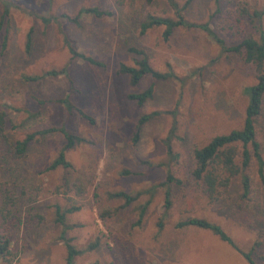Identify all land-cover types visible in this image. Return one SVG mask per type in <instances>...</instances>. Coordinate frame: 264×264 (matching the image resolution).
I'll use <instances>...</instances> for the list:
<instances>
[{"label":"rangeland","instance_id":"obj_1","mask_svg":"<svg viewBox=\"0 0 264 264\" xmlns=\"http://www.w3.org/2000/svg\"><path fill=\"white\" fill-rule=\"evenodd\" d=\"M3 3L8 4V15L0 26V114L4 116L0 201L2 194L9 201L0 217V233L9 240L10 256L0 264H65L61 226L55 223L54 212L55 207L70 206L79 207L64 218L70 226L65 232L70 244L82 249L97 241L96 248L75 257L74 264H247L208 231L175 228L187 218L219 225L240 251H251L254 264H264V192L258 191L257 202H246L239 198L236 178L211 203L189 177L194 148L241 127L247 103L242 89L255 82L253 66L235 54L221 53L199 31L176 29L166 41L161 28L139 34L147 15H171L161 0L151 4L144 0H0V14ZM262 4L263 0H219L215 11L213 0H193L184 15L190 21L208 20L216 35L232 45L247 35L257 38L258 25L264 31V15L258 24L239 13L260 10ZM84 7L110 12V16L82 15L77 26L60 18V14L73 17ZM64 36L77 52L104 67L69 61ZM129 47L142 50L150 66L160 72L168 64L176 77L154 83L152 98L141 107L126 95L144 90L150 78L144 76L131 87L125 75H115L119 64L132 66L137 60L127 51ZM62 67L66 76L34 82L23 78ZM63 98L92 123L75 112L67 114L54 102ZM175 105L177 140L171 149L176 160L166 159L162 144L170 125L168 116L150 119L140 128L137 141H131L141 115ZM60 126L83 139L64 152L69 168L46 170L64 144L58 133L36 136L21 157L11 153L10 145L26 134ZM256 133L264 160V115L257 119ZM139 160L149 162L150 168L138 164ZM124 170L138 175L121 176ZM166 172L179 183L168 185L171 204L165 212L164 188L157 187L151 196L126 207L122 200L106 197L108 192L146 189L162 182ZM145 201H149L147 209L135 225L138 206Z\"/></svg>","mask_w":264,"mask_h":264},{"label":"trees","instance_id":"obj_2","mask_svg":"<svg viewBox=\"0 0 264 264\" xmlns=\"http://www.w3.org/2000/svg\"><path fill=\"white\" fill-rule=\"evenodd\" d=\"M146 4H151L157 0H144ZM170 9L171 15L160 17L147 15L139 25V34L145 33L151 28H161V38L163 41L168 40L172 35V32L176 29L193 30L202 32L208 37L219 49L221 53H231L240 57L243 63L253 66L255 71V82L250 86H246L242 89L243 95L246 97L247 103L244 110L243 122L239 129H233L226 134L216 135L212 137L205 145L199 148H194L191 153L192 167L189 172V177L195 183L201 187L203 194L206 196L209 202H217L220 199L221 193L225 192L231 185L232 181L236 178L239 181L240 195L239 198L246 202H257L258 191L264 192V160L261 150V144L257 139L256 122L258 118L264 115V31L260 30L258 25L256 31L258 32L257 38L251 35L244 36L238 42L228 45L221 39L216 33L209 27V21L195 22L185 18L184 12L191 4L193 0H184L179 3L176 0H161ZM217 5L219 0H213ZM8 4L3 3L2 12L0 14V26L5 23L8 15ZM240 15L245 17L250 22L256 21L259 24L260 19L264 15V0L260 10H253L248 13L246 10L241 9ZM82 15H90L96 18L109 17L110 12L102 11L94 7L79 8L73 17L68 14H60V18L64 21L71 23L74 26L78 25V20ZM44 23L49 20L40 18ZM259 30V31H258ZM30 32L26 34L24 42V50L29 48ZM62 44L68 53L69 61L79 60L92 67L103 68L104 65L91 57L79 53L71 43L64 36L62 38ZM5 45L3 40L2 48ZM127 51L137 56V60L134 61L132 66H126L119 64L115 75H125L128 83L131 87H135L140 79L144 76L150 78L151 83L144 90L137 93H129L126 95L128 101L133 102L137 107H141L146 101L152 98L153 84L156 82L167 81L176 79L168 64L165 65V70L160 72L150 66L147 56L142 50L135 49L133 47L127 48ZM58 75L66 76V70L64 67L59 70H50L43 73L40 76L23 77L24 80L34 82L44 77H56ZM69 83L70 90H73L71 81ZM63 106L67 114L75 112L80 118L92 123V120L81 112L78 108H75L67 98L58 99L54 101ZM38 104H45L40 101ZM175 107L166 111H151L148 114L141 115L134 127L131 141L135 143L138 139L140 128L147 123L150 119L159 116H168L170 118V125L166 136L162 140V144L165 149L166 159L168 161L176 160V154L172 152L171 144L177 140L176 129V111ZM3 114H0V132L4 123ZM58 133L62 136L64 144L57 153L54 160L46 168L47 171L54 170L56 168L67 169L70 164L65 160L64 152L71 149L74 145L83 142V139L68 132L63 126L60 127H47L40 130H36L30 134H26L22 139L16 140L10 145V151L13 155L21 157L26 152L29 144L36 136H44L48 134ZM138 164L151 166L147 161L139 160ZM253 174V177L250 176ZM121 176L138 175L136 172H130L127 170L119 173ZM171 183H179L174 179L169 172H166L165 178L162 182L155 185H151L146 189L126 193L123 191H115L106 193L108 199H116L123 201V207H126L139 199L142 196H151L157 187L164 188L163 191V208L164 212L170 207V193L168 185ZM254 186V187H253ZM2 201H0V217H3V212L6 211V204L9 201L7 195L2 194ZM264 202V198L262 199ZM149 201H145L138 206L137 219L135 225L141 223V219ZM79 207L70 206L60 210L55 207L54 221L61 226L59 239L62 240L65 249V264H74V258L82 255L85 252L91 251L96 248L97 241L89 243L85 248L76 249L70 244V239L65 237V232L70 229V226L64 223L66 215L77 212ZM183 227H195L204 231H208L215 236L219 241L228 245L234 252H236L241 258H243L247 264H254L251 260V251L244 253L240 251L232 240L224 233L219 225L209 222L205 219L187 218L179 221L175 224V228ZM158 228H161V223H158ZM10 256L9 240L0 233V261H8Z\"/></svg>","mask_w":264,"mask_h":264}]
</instances>
